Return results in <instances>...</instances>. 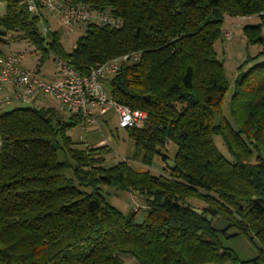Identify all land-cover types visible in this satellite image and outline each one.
<instances>
[{
    "label": "trees",
    "instance_id": "16d2710c",
    "mask_svg": "<svg viewBox=\"0 0 264 264\" xmlns=\"http://www.w3.org/2000/svg\"><path fill=\"white\" fill-rule=\"evenodd\" d=\"M0 1V45L12 34L35 47L40 65L53 56L86 76L97 64L139 53L107 81L112 100L147 115L142 128L125 129L132 159L165 164V146L176 147L168 176L135 171L127 161L107 168L108 146L74 147L67 133L79 126L76 116L53 107L0 114V264H124L121 256L137 264H264V63L235 80L232 125L222 109L229 84L214 50L225 16H256L260 23L242 32L264 56V0H61L122 22L86 23L70 52L57 31L39 28L43 12L31 14L23 0ZM104 188L143 197L135 216L142 212L144 223L126 222L104 202ZM191 199L204 204L203 215L191 211ZM207 216L255 240L256 257L240 261Z\"/></svg>",
    "mask_w": 264,
    "mask_h": 264
},
{
    "label": "rangeland",
    "instance_id": "374dc122",
    "mask_svg": "<svg viewBox=\"0 0 264 264\" xmlns=\"http://www.w3.org/2000/svg\"><path fill=\"white\" fill-rule=\"evenodd\" d=\"M5 12L6 4L0 1V17L4 16ZM44 18L45 22H43V26L40 25L39 28H41L42 31L43 29L46 30V28L47 30L57 31L60 44L66 52L72 50L77 38L84 34L86 28L85 24H74L72 31L67 32L55 17L45 13ZM259 23L260 21L256 16L245 18L225 16L221 27L223 35L214 45L217 59L223 66L225 77L229 84V91L225 96L222 109L225 118H227L231 124L232 119L229 109V100L235 80L238 78L239 74L244 73L249 68L264 63V56L259 55L262 51V46L260 44L248 45L247 39L242 32L244 26H254ZM225 33L230 35L229 39L224 37ZM12 36V34L8 35V43H6L4 45L5 48H3L6 53L3 54V56L14 52L22 55V66L33 73H37L41 78H49L50 75L58 73V68L54 62L53 56H50L49 59L40 65V55L39 52L35 50V47L25 41L14 42L15 39H13ZM247 58L254 59L245 64L243 71L239 72L238 68L244 64ZM104 89L107 95H109L110 89L107 85V81L104 82ZM8 90L9 92L11 91L9 88ZM50 103L57 104L59 101L48 96L40 95L27 104L12 103L1 107L0 114H4L18 107L38 109L46 105L48 106ZM60 113L63 115L62 112ZM67 135L77 149H84L87 146H108L111 152L105 157L104 166L107 168L121 161H127V164L135 171H148L152 176L169 175V171L165 167V164L158 158H155L150 166L143 165L140 159L133 161L134 144L127 136L126 131L118 127L117 118L113 111H109L105 116L98 118L96 125L88 127L86 131H83L80 126H76L72 128ZM213 141L218 150L226 157H229L221 139L216 136L213 137ZM175 152V145L168 143L165 146L164 153L167 155L169 161H172ZM100 194L106 204L115 208L123 214L125 218L132 211L136 212L138 209H145V199L135 192H121L112 188H104L103 191H100ZM188 204L196 209H202L204 207L203 203L195 199L189 200ZM221 242L225 248L233 250L240 261L251 260L257 255L256 241L253 240V242H251L244 235L238 234L231 238L221 237ZM121 258L124 264H137L132 258L126 256H121Z\"/></svg>",
    "mask_w": 264,
    "mask_h": 264
},
{
    "label": "built area",
    "instance_id": "2783aa9c",
    "mask_svg": "<svg viewBox=\"0 0 264 264\" xmlns=\"http://www.w3.org/2000/svg\"><path fill=\"white\" fill-rule=\"evenodd\" d=\"M23 3L31 14L43 12L55 17L67 32L72 31L74 24L122 26L119 19L108 13L93 12L83 5L67 6L61 0H23ZM40 25L43 26V20ZM224 37L229 39L230 35L225 33ZM139 57L137 52L115 57L93 66L86 76L75 72L65 60L54 58L58 68L57 79L46 80L22 66V55L14 52L0 56V108L12 103L27 104L44 95L61 102L67 116L79 119L83 131L96 125L98 118L109 111L115 113L120 129L142 128L146 113L116 103L104 89V82L110 80L123 65L137 62Z\"/></svg>",
    "mask_w": 264,
    "mask_h": 264
},
{
    "label": "water",
    "instance_id": "95a60500",
    "mask_svg": "<svg viewBox=\"0 0 264 264\" xmlns=\"http://www.w3.org/2000/svg\"><path fill=\"white\" fill-rule=\"evenodd\" d=\"M244 78V73L239 74L237 80L239 83L242 82ZM220 124V119L218 117H214L213 127H217ZM165 165L170 169L173 166V161L167 160ZM191 211L197 215H203V211L201 209L191 208ZM135 216V212L132 211L126 218V222H129ZM207 221L211 224L210 228L212 231L216 233H224L225 237L231 238L239 234V231L235 229L231 222L222 218L217 217L213 219L211 216L206 217ZM144 223V216L142 212H138L134 217L133 225L141 226Z\"/></svg>",
    "mask_w": 264,
    "mask_h": 264
},
{
    "label": "crops",
    "instance_id": "0c3cea01",
    "mask_svg": "<svg viewBox=\"0 0 264 264\" xmlns=\"http://www.w3.org/2000/svg\"><path fill=\"white\" fill-rule=\"evenodd\" d=\"M3 48H5V46L4 45H0V56H3V54H5L6 53V51L3 49ZM42 78H44V79H46V80H55V79H57V74H54V75H50L49 76V78L47 77H42ZM8 92H9V90H7ZM55 102V101H54ZM48 107H53V108H55L56 110H59L60 112H62L63 113V115H65L66 116V113H65V108L63 107V105L59 102V103H54V104H48V106L46 105V106H43V107H41V108H48ZM39 109V108H38Z\"/></svg>",
    "mask_w": 264,
    "mask_h": 264
}]
</instances>
